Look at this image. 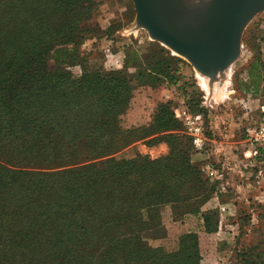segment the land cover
Listing matches in <instances>:
<instances>
[{
	"label": "trees",
	"instance_id": "obj_1",
	"mask_svg": "<svg viewBox=\"0 0 264 264\" xmlns=\"http://www.w3.org/2000/svg\"><path fill=\"white\" fill-rule=\"evenodd\" d=\"M98 5L0 0V264H200L195 235L173 251L143 240L164 233V206L175 215L190 206L198 212L210 196L172 102L161 103L149 125L125 130L121 115L133 86L122 70L73 79L49 69V55L82 43ZM158 55L157 64H171ZM153 67L171 81L179 71ZM136 80L152 88L162 82L143 73ZM182 93L188 96L185 86ZM140 140L166 142L170 152L157 159L120 154Z\"/></svg>",
	"mask_w": 264,
	"mask_h": 264
},
{
	"label": "rangeland",
	"instance_id": "obj_2",
	"mask_svg": "<svg viewBox=\"0 0 264 264\" xmlns=\"http://www.w3.org/2000/svg\"><path fill=\"white\" fill-rule=\"evenodd\" d=\"M96 1L98 9L83 26L82 43L65 54L49 55V69H62L73 79L85 71L105 75L122 70L132 80L135 116H155L161 103L172 102L171 110L184 129L185 115L193 107L202 110L207 123V147L198 152L193 146L192 160L201 164L209 198L198 212H193L196 206L176 210L177 216L181 214L178 218L171 205L164 206L160 211L164 233L143 240L149 247L173 251L183 236L195 235L200 264H260L264 261V167L263 174L256 173L258 161L248 155L247 136L253 123L246 114H257L264 104V70L260 66L264 62V12L247 26L241 56L231 67L226 83L211 89L207 79L186 59L136 27L132 0ZM159 53L160 58H172L171 64L169 61L157 64L153 57ZM154 64L157 72L162 68L179 71L174 80L163 79V75H154ZM246 67L250 68L246 71ZM139 73L162 82L157 89L141 86L136 80ZM247 73L251 75L249 80ZM184 86L186 97L182 93ZM143 146L146 145L139 143L137 149L145 150ZM135 155L133 150L125 157Z\"/></svg>",
	"mask_w": 264,
	"mask_h": 264
},
{
	"label": "water",
	"instance_id": "obj_3",
	"mask_svg": "<svg viewBox=\"0 0 264 264\" xmlns=\"http://www.w3.org/2000/svg\"><path fill=\"white\" fill-rule=\"evenodd\" d=\"M135 24L186 59L212 89L226 83L264 0H132Z\"/></svg>",
	"mask_w": 264,
	"mask_h": 264
},
{
	"label": "built area",
	"instance_id": "obj_4",
	"mask_svg": "<svg viewBox=\"0 0 264 264\" xmlns=\"http://www.w3.org/2000/svg\"><path fill=\"white\" fill-rule=\"evenodd\" d=\"M250 116L253 123L251 129L248 130L247 143L249 145L248 155L252 159L262 158L264 156V105L259 106V111L257 114H246ZM185 132L191 137L192 144L196 151L203 152L208 143V138L206 136L207 123L204 115L202 113H192L188 112L185 115ZM260 162L258 174H263L262 164ZM209 165H207L208 167Z\"/></svg>",
	"mask_w": 264,
	"mask_h": 264
},
{
	"label": "crops",
	"instance_id": "obj_5",
	"mask_svg": "<svg viewBox=\"0 0 264 264\" xmlns=\"http://www.w3.org/2000/svg\"><path fill=\"white\" fill-rule=\"evenodd\" d=\"M153 89H157V88H153ZM134 100L135 98L132 99V102L130 103V107L127 109L125 114L122 116V119H123L124 116L126 115V117L120 122L122 129L126 130V129H132L134 127L147 126L153 120L154 116L143 118L145 116H149L148 114H146L145 116H143V114L139 116H135V113L137 112V110H134L132 108V106L134 105ZM139 111L148 113L146 110L144 111L139 110ZM125 120H127V122H125ZM139 143H144L146 145L145 147L143 146L145 150H143L142 147H138L137 149V144ZM133 150L136 154L147 156L150 159H157L161 156L169 154L170 147L168 143L166 142H162L159 144L149 146L145 143V140H140V141H136L132 143L130 146H128L122 152H120V154L125 155L127 152L133 151Z\"/></svg>",
	"mask_w": 264,
	"mask_h": 264
}]
</instances>
